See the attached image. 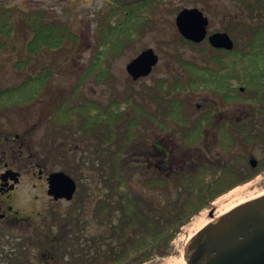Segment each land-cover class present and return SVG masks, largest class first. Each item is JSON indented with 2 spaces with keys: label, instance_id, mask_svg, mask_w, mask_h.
<instances>
[{
  "label": "trees",
  "instance_id": "trees-1",
  "mask_svg": "<svg viewBox=\"0 0 264 264\" xmlns=\"http://www.w3.org/2000/svg\"><path fill=\"white\" fill-rule=\"evenodd\" d=\"M166 1L176 0H105L104 6L94 13L96 48L74 90L48 113L55 134L64 135L76 130L97 138L96 159L90 154L88 159L80 161L79 170L84 165L98 167L97 183L93 186L101 193L95 204L94 218L90 204L80 200L75 199L66 211L64 235L62 238L55 235L51 243H47L52 264H144L154 257L167 256L171 252V242L194 215L243 183L220 181L216 169L204 159L199 160L198 166L189 164L165 177H155L145 170L142 172L131 153L141 148L138 138L142 126L148 119H153L151 111L155 109L166 112L163 118L176 125L173 131L184 145L189 138L193 142L198 139L201 133L196 130L197 123L187 119L184 111L189 108L180 99L181 93L209 92L222 103L232 102L241 93L264 94V0H230L235 11L224 15L221 29L234 40L233 50L215 49L204 41L196 44L201 46L197 56L198 61L207 65L177 58L185 76L176 77L174 81L160 78L154 87L147 89L146 96L154 104L153 110L148 111L129 89L121 98L108 100L104 108L88 98L73 99L92 74L98 82H109L108 77L113 76L110 71L112 59L143 37L147 29L154 28L153 17ZM182 1L199 7L211 4V0ZM17 28L29 34L26 44L29 58L17 62L21 68L33 55L79 41L74 28L48 10L19 9L0 0L1 52L14 45ZM181 40L182 44H194L182 36ZM209 63L217 66H209ZM52 71L50 66L44 65L19 83L1 87L0 112L24 109L37 100L44 94ZM138 94L145 96L143 91ZM245 99L252 104L264 103V99ZM249 108L257 107L251 105ZM166 122L161 123L163 128L171 125ZM198 125L201 127L204 122L200 120ZM108 157H111V164ZM73 163L76 164L74 160ZM137 167L143 176L136 175L133 169ZM78 190L80 193L81 189ZM89 222L98 225V234L86 232ZM62 248L63 260H60ZM36 255L24 240L18 239L10 242L8 250H1L0 264L47 263L39 255L35 258Z\"/></svg>",
  "mask_w": 264,
  "mask_h": 264
},
{
  "label": "rangeland",
  "instance_id": "rangeland-1",
  "mask_svg": "<svg viewBox=\"0 0 264 264\" xmlns=\"http://www.w3.org/2000/svg\"><path fill=\"white\" fill-rule=\"evenodd\" d=\"M104 1L3 0L7 5L17 6L19 9L44 8L51 15H54L55 18H60L70 24L79 35L77 44L68 43L60 49L42 51L39 54L31 56V61L27 62L24 68H21L17 62L20 60L25 61L29 58L26 45L29 34L23 29H16L12 42L14 45H10L8 50L0 51V88L19 83L30 72H36L39 67L44 65L50 66L53 71L44 94L31 102V104H28L24 109H8L0 112V124L1 128H8L18 132L26 128L30 130L32 153L39 158L46 159L48 162L47 166L51 171L62 170L72 178H75L78 182V189H81L80 193L78 190L79 195H77L76 201H83L88 206L90 204V207L95 202L94 199L101 195L100 190L93 186L97 183L98 167L94 166V168H91L89 165H84L82 170H79L81 168L73 163L72 157L79 154V156L84 158V154L80 151H77L73 155L68 154L71 148L75 149V144L88 147L89 150L90 146H95L93 151L87 150L88 152L86 151L87 154L85 155V158L88 159L92 151L91 155L95 160L96 148L98 147L97 138L91 136V139L89 136L81 135L76 130L74 133H65L64 135L55 134V129L47 116L56 103L69 96L74 90L79 76L89 61L93 50L96 48L94 13L97 9L104 6ZM210 2L211 4L208 6L204 4L203 7H199L191 6L190 2L182 0L179 2L178 0L172 2L166 1L163 8L159 9L153 17L155 18L154 28L147 29L145 35L139 38L133 45L127 47L122 55L112 59L110 71L113 76L108 77L109 82H98L95 74H92L83 82L73 99L83 100V98H88L95 100L104 108L108 100L121 98L126 90L129 89L134 91L137 100L148 111L153 110L154 104L146 96L147 89L154 87L160 78H168L169 81H174L173 79L176 77L185 76L182 64L177 58L189 60L195 64L203 63L202 61H198L197 56L201 46L190 43L182 44L181 36L175 24L178 10L184 7H198L202 9L209 18V29L212 32L223 31L221 27L222 21L225 20L224 15H227L229 12L234 13L235 11L230 0H211ZM181 5L184 6L181 7ZM150 47L159 55V62L150 76L133 81L126 71V64L142 50ZM139 91H143V95L145 96L138 94ZM241 95L245 94L241 93ZM179 97L189 108V111L196 110L198 104L202 105L203 110H214L213 113L217 121H220V110L236 111L250 109L248 102L222 103L219 97L209 92L187 91L181 93ZM138 139L141 140L142 137ZM44 140L46 141L45 143ZM210 142V139L205 140L206 144H211ZM58 144L62 147H59ZM126 160H129V154ZM138 166L140 165L138 164ZM133 170L136 175L143 176L142 172L139 171V167ZM251 182L258 184L260 189H264V180L261 177ZM71 205L73 204L66 200L59 202L49 201V205L45 209L50 213L45 217L36 214V211L24 210V212L29 214H26V216L29 217L30 221H21L15 226L6 229L2 228L3 230L1 229L0 234L4 237L5 241L11 243H14L18 239L24 240L28 244V249L33 254L41 257L42 247L46 244L45 238L50 232L49 226L57 222L56 216L59 215V212L67 211ZM210 209L211 207L202 209L191 218L189 223L181 228L180 232L171 242L170 254L164 257H154L144 264H167V261L170 260H183V263H186L185 258H183L185 247L189 240L202 227L194 228L190 232H188V228L201 215H208V221L214 220V216L209 215ZM87 226L86 232H97V234L100 232L97 224L89 222ZM9 246L10 244L4 243L1 250H8Z\"/></svg>",
  "mask_w": 264,
  "mask_h": 264
},
{
  "label": "flooded vegetation",
  "instance_id": "flooded-vegetation-1",
  "mask_svg": "<svg viewBox=\"0 0 264 264\" xmlns=\"http://www.w3.org/2000/svg\"><path fill=\"white\" fill-rule=\"evenodd\" d=\"M205 65L207 64H201V66ZM209 66H217V64L209 63ZM247 97L264 99V94H240L232 102L249 103L245 99ZM251 105L257 108L220 110V121L215 119L214 110H203L201 104H198L194 111H184L190 122L197 123L196 130L201 133L195 142L189 138L185 145L173 131L176 125L172 120L163 118L166 112L155 109L151 111L153 119H148L147 124L142 126L140 135L142 139L139 141L141 148L131 153L133 160L143 168H141L142 172L145 170L155 177H165L170 172L183 169L189 164L198 166L199 160L204 159L216 169L220 181L247 182L259 177L264 180V103H249V106ZM200 120L204 122L201 127L198 125ZM166 121L171 125L163 128L161 123H167ZM89 138L92 139V137ZM207 139L211 140V144L205 143ZM58 146L62 147L60 144ZM94 149L95 146H90V150ZM87 150L90 151L88 147L75 144V149L71 148L68 155H73L77 151L82 152L84 158L79 154L72 157L79 166L80 161L85 159ZM107 161L111 164V157H108ZM47 164L46 159L32 153L30 130L26 128L18 132L1 128L0 124V233L2 228L15 226L21 221H30L24 210L36 211V214L45 217L50 213L45 209L49 201L66 200L55 199L49 194L50 175L62 170L51 171ZM73 179L77 183V190L72 200H66L71 203L74 202L78 193V182L75 178ZM99 198L100 196H97L90 207L92 218H94L95 204ZM65 213L66 211L59 212L56 216L57 222L49 226L50 232L45 238L46 244L43 245L41 252V257L47 261L46 264H52L50 247L47 243H51L55 235L62 238L65 233L63 221ZM52 216L54 218V214ZM3 238L0 234V252L2 243L10 244ZM63 251L62 248L60 260H63Z\"/></svg>",
  "mask_w": 264,
  "mask_h": 264
},
{
  "label": "water",
  "instance_id": "water-1",
  "mask_svg": "<svg viewBox=\"0 0 264 264\" xmlns=\"http://www.w3.org/2000/svg\"><path fill=\"white\" fill-rule=\"evenodd\" d=\"M209 18L198 7H184L175 18L179 33L188 41L207 39L216 49L233 50L234 41L225 31L209 33ZM159 62L153 48L142 50L126 64L136 81L149 76ZM76 181L63 171L49 177V194L55 199L72 200ZM215 206L210 209L214 216ZM185 264H264V194L236 205L203 226L184 250Z\"/></svg>",
  "mask_w": 264,
  "mask_h": 264
},
{
  "label": "bare ground",
  "instance_id": "bare-ground-1",
  "mask_svg": "<svg viewBox=\"0 0 264 264\" xmlns=\"http://www.w3.org/2000/svg\"><path fill=\"white\" fill-rule=\"evenodd\" d=\"M258 186H259L258 184L250 181L244 185L232 189L231 191L217 198L213 204V206L217 208L215 211L214 219L221 216L222 214H224L225 212L232 209L238 204H241L243 202H246L248 200L263 195L264 189H260ZM207 216L208 215L205 214L197 217L189 226L188 232H190V230L194 228L203 227L207 223L212 221V220L208 221ZM167 264H185V263H183V260H178V261L170 260L167 261Z\"/></svg>",
  "mask_w": 264,
  "mask_h": 264
}]
</instances>
